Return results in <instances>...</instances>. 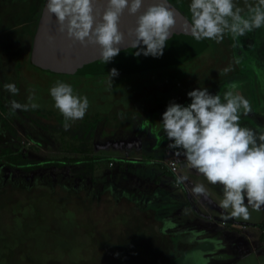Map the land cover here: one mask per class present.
Segmentation results:
<instances>
[{"label": "rangeland", "instance_id": "374dc122", "mask_svg": "<svg viewBox=\"0 0 264 264\" xmlns=\"http://www.w3.org/2000/svg\"><path fill=\"white\" fill-rule=\"evenodd\" d=\"M41 1L0 0V94L5 106L3 109L0 106V148L21 151L39 166L32 170L0 166V264H164L163 246L168 239L151 238L144 225L136 223L137 215L129 212L136 205L128 199H118V194L133 195L138 190L133 191L136 186L149 187L161 176L162 162L169 158L166 151L159 150L162 145L155 146L165 140L171 143L163 127L157 124L166 109L147 112L138 129L126 139L128 133L123 127L129 120L124 114L132 104L126 103L129 96L123 93L132 92L137 96L133 99L145 104L148 110L156 109L157 103H177L183 97L186 100L195 83L209 82L206 80L209 72L192 74L197 80L189 75L195 71L194 62L211 51L206 50L195 61L161 70L119 74L112 78V84L109 76L77 78L44 73L29 66L28 61L27 31L33 28ZM170 1L190 18L191 0ZM234 3L246 11L245 4H255L256 0H234ZM263 32L264 27L253 30L252 38L259 40ZM256 44V40L252 44L249 40L237 41L241 71L258 68L248 53ZM259 47L263 50L264 42ZM17 63L21 64V71H17ZM57 81L70 84L74 93L86 96L89 101L84 118L70 121L68 129L64 128L63 116L50 96V88ZM7 83L15 84L18 93L8 92L4 88ZM240 84L235 91L250 102L249 113L260 112L257 104L264 101V96H252L245 91L250 85ZM227 85H232L231 80L221 85L222 93L229 88ZM33 90L38 108L10 111L12 100L28 103ZM215 91L216 88L209 92L215 95ZM217 95L223 98V94ZM242 113L241 110L240 116ZM97 115L101 124L90 137L88 120L92 117V122L98 121ZM3 117L11 122L9 129ZM64 158L89 163L94 160L95 170L83 163L57 164ZM180 169L185 176L186 169L183 171L182 165ZM174 186L177 190L182 187L177 183ZM125 212L129 213L124 215ZM124 217L130 223L124 225Z\"/></svg>", "mask_w": 264, "mask_h": 264}, {"label": "clouds", "instance_id": "9594fccd", "mask_svg": "<svg viewBox=\"0 0 264 264\" xmlns=\"http://www.w3.org/2000/svg\"><path fill=\"white\" fill-rule=\"evenodd\" d=\"M143 5L144 0H106L105 4H99V0H47L45 7L50 16H55L61 35L66 34L68 40L85 47L98 46L100 60L109 63L119 54L124 40L119 30L121 16L125 10L136 16ZM245 8L246 11L238 7L234 0H191L190 21L183 30L197 41L219 43L225 34L236 39L264 27V0L246 3ZM175 23V13L167 0H155L137 16L135 27L129 30V36H134L130 47L139 49L137 56L162 57ZM48 39L52 43L54 38ZM118 75L113 68L109 83ZM4 88L13 95L19 91L13 83ZM235 88V84L230 85L223 98L207 88L192 90L187 93L191 100L188 106L169 103L161 124L171 141L168 147L177 150L176 156L185 157V166L196 169L210 184L222 186L219 206L227 211L225 218L248 220L249 209L260 211L264 206V134L241 127V110L247 115L252 109ZM50 96L64 118L65 129L71 127L70 121L83 119L89 108L86 96L74 93L70 84L61 81L50 88ZM28 101L22 104L12 100L10 111L39 107L34 102V90ZM185 180L180 176L176 182L182 184ZM191 191L197 198L207 195L203 183L195 184Z\"/></svg>", "mask_w": 264, "mask_h": 264}, {"label": "crops", "instance_id": "0c3cea01", "mask_svg": "<svg viewBox=\"0 0 264 264\" xmlns=\"http://www.w3.org/2000/svg\"><path fill=\"white\" fill-rule=\"evenodd\" d=\"M248 115L254 118L259 128H253L247 119H241L243 116L239 121L241 127H247L257 135L264 134V115ZM141 122L137 123V128ZM164 142L155 147L161 148L162 145L163 148L159 150L166 151L169 159L174 158L182 165L183 171L186 169V180L180 184L182 187L179 190L174 188L177 178L183 176L182 171L175 177L164 161L161 176L155 180L157 182L148 184L151 186L149 190L147 185L145 188L139 185L133 189H138L133 195H124L125 192L118 194V199H128L136 205L129 212L137 215L136 223H142L151 238L168 239V243L163 246L166 257L164 264L170 259V264H264V206L260 211L249 209L251 215L248 220L226 219L227 211L219 206L222 186L210 184L196 169L186 167L185 157L174 155L175 152L170 148L167 151L168 145ZM163 158L167 160V156ZM198 183H203L207 189V195L199 198L191 191ZM209 187H212L213 192H209ZM213 211L221 212L222 215L217 216ZM122 222L130 223L125 217Z\"/></svg>", "mask_w": 264, "mask_h": 264}, {"label": "water", "instance_id": "95a60500", "mask_svg": "<svg viewBox=\"0 0 264 264\" xmlns=\"http://www.w3.org/2000/svg\"><path fill=\"white\" fill-rule=\"evenodd\" d=\"M155 0H144V5L136 16L123 13L119 23V30L124 35L121 50L111 62L100 60L98 46L87 47L78 42L70 41L65 35L58 32V23L55 16H50L45 7V0L38 27L34 36L31 59L40 68L65 75H94L110 72L113 68L120 70H137L148 67L174 64L193 57L203 52L206 48V39L197 41L183 30L185 23L190 20L169 0L168 6L175 13V26L171 29L172 36L166 41V47L162 57H145L135 53L139 49L130 46L134 36H129V30L135 27V21L150 4ZM106 0H99V4H105ZM49 37L53 42L49 43ZM71 45V47H69Z\"/></svg>", "mask_w": 264, "mask_h": 264}, {"label": "trees", "instance_id": "16d2710c", "mask_svg": "<svg viewBox=\"0 0 264 264\" xmlns=\"http://www.w3.org/2000/svg\"><path fill=\"white\" fill-rule=\"evenodd\" d=\"M170 1V0H169ZM189 1V0H188ZM171 2V1H170ZM190 2V1H189ZM44 3L45 0L41 1L40 7H39V12L37 13V17L35 18V21L32 22L33 24V28L30 31H27V34H29L28 36L29 39V43H30V47H29V66H32L33 68H36L38 70L43 71L44 73H48V74H52L55 76H61V77H77V78H82V77H95V78H100L103 76H109L110 72H106V73H100V74H94V75H65V74H58L55 72H51V71H46L42 68H40L39 66H37L31 59V53H32V47H33V41H34V36L38 27V23L41 17V13L44 7ZM172 3V2H171ZM173 5H175L179 10L180 8L172 3ZM181 11V10H180ZM182 12V11H181ZM183 13V12H182ZM184 14V13H183ZM185 15V14H184ZM186 16V15H185ZM187 17V16H186ZM188 18V17H187ZM190 20V18H188ZM206 43L207 46L206 48L203 50V52H200L196 55H194L193 57L174 63V64H169V65H164V66H155V67H148V68H143V69H137V70H120L118 71L119 74H123V75H135V74H140L141 72H150V71H154V70H161L164 67H170V66H174L177 64H182L185 62H190V61H195L196 59H198V57L200 58V55L207 50L210 49L211 53L208 56H204L200 59H198L197 62H194L195 68H194V72L192 71L189 75V78L193 79L195 78V80H197L196 77H192V74H194L195 72H202V74H205L207 72H209L210 77H208L206 80H209V82L205 83L204 81H200V82H193L195 83L192 88H190V90H195V86L196 88H207L209 91L215 87L218 84H221L223 82H225L232 73L235 72V70L237 69L236 65H235V39L232 38L231 34H225L224 39L217 43L214 40H208L206 39ZM195 59V60H194ZM17 71H21L22 67L20 63H17L16 66ZM225 69H227V71H225ZM24 71V70H23ZM211 79V80H210ZM123 95L129 96L128 98H126V103H128L130 105L127 108V113H125L124 115L128 118L129 122L127 123V125H125V130H127V135H125L124 138H128L129 135L135 130L137 129V123H139V121H143L144 118H146L147 116V112H157V111H164L167 106L169 104H162V103H157V108L156 109H147V106H145V104L143 105L142 102H138L137 99L135 98V100L133 99L135 96L134 94L126 92L123 93ZM124 96V97H126ZM121 97L123 98V96L121 95ZM189 98H187L186 100H188ZM184 100V97L181 100H178L177 103H181ZM4 98L1 97L0 94V106L5 107L4 106ZM176 103V102H175ZM165 105V106H164ZM118 107V106H117ZM117 109H115L113 112H115ZM133 113V115H132ZM123 115V113H122ZM123 115V118H126ZM114 117V116H112ZM97 119L98 121H95L94 119ZM95 118L93 119L94 121L92 122L91 119L92 117H90V119L88 120L89 123L88 125V129L87 132L90 135V137L94 136L97 133V130L99 128V124L101 119L99 118V116H95ZM4 123H5V127H7L8 129L10 128L9 126H11V122H9V120L6 117L2 118ZM161 122H162V118H160ZM95 122V123H94ZM161 122L157 123L160 125V127H163ZM62 123L64 124V118L62 120ZM94 124L96 126H94ZM133 129V130H132ZM95 130V131H94ZM132 130V131H131ZM63 161V162H62ZM62 161H59L57 164L59 165H63L64 163H83L86 164L88 166H90L91 170L94 172L95 170V165H94V160L92 162H86L84 160H79V159H70V158H64L62 159ZM111 164H113V162H111ZM3 165H7L10 167H14V168H23L25 170H32L34 168L39 167L37 162L34 160H31L29 158H27L26 156H24L23 152L21 151H14L10 148L7 149H1L0 148V166ZM170 170V169H169ZM172 173V172H171ZM174 176L175 174L172 173ZM176 177V176H175Z\"/></svg>", "mask_w": 264, "mask_h": 264}, {"label": "flooded vegetation", "instance_id": "af4514ba", "mask_svg": "<svg viewBox=\"0 0 264 264\" xmlns=\"http://www.w3.org/2000/svg\"><path fill=\"white\" fill-rule=\"evenodd\" d=\"M257 34H259L258 31H257ZM252 37H253V31L249 34L247 32L244 36L237 37L235 39V52H236V54H235L234 62H235V65L237 64L236 65L237 69L235 70L234 73H232L230 75V77L227 80L228 81L231 80V84H235L236 87H240V85H241L240 82L243 83L244 85H250L249 86L250 88L247 86L245 88V91L250 93L252 96H258L261 98L262 96H264V71H263L264 70V49L261 50V48L259 46L262 42H264V32H263V35H260L259 40L255 39V37L254 38H252ZM242 40H249L250 44L254 43L255 40L257 41V44L254 47L252 46L251 49H249L248 53L251 55V58L258 64V68L253 69L251 67H248V69L245 72L241 71V69L238 68L239 57H238V53H237V41H239L241 43ZM258 71L261 72L262 77L259 75ZM243 74L245 75V77L242 76ZM242 79H246V80L243 81ZM225 82L218 84L212 88V89L216 88V91H215L216 94L221 93L224 95V92L223 93L221 92L222 89H220V87ZM229 86L230 85H227V87H229ZM227 90H229V88H227ZM190 101L186 100V101H183V102L178 103V104H180L182 106H188V104L191 103ZM257 105L259 106V108H261L260 112L254 111V112L249 113V114H256L257 115V113H261L263 116L264 115V101H260ZM242 116H243V118H241V119H247V121L250 122L249 124L253 128H259V124H255L256 121H254V118H251L252 116H250L248 114L244 115L243 113H242L241 117ZM260 128H262V126H260ZM165 143H166V140H165ZM166 144L169 145L168 143H166Z\"/></svg>", "mask_w": 264, "mask_h": 264}, {"label": "built area", "instance_id": "2783aa9c", "mask_svg": "<svg viewBox=\"0 0 264 264\" xmlns=\"http://www.w3.org/2000/svg\"><path fill=\"white\" fill-rule=\"evenodd\" d=\"M166 164H167L168 168L170 169V171L175 174V176H178L180 174V165L176 160L169 159V161H167ZM178 185H180V184H178Z\"/></svg>", "mask_w": 264, "mask_h": 264}]
</instances>
